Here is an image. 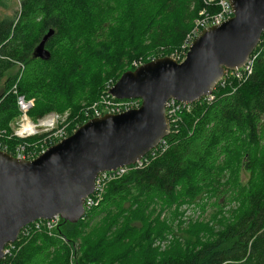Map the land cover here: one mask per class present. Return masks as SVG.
I'll return each mask as SVG.
<instances>
[{
  "label": "trees",
  "instance_id": "obj_1",
  "mask_svg": "<svg viewBox=\"0 0 264 264\" xmlns=\"http://www.w3.org/2000/svg\"><path fill=\"white\" fill-rule=\"evenodd\" d=\"M203 9L218 11L203 0H21L18 17L0 19V130L11 133L22 96L34 102L27 113L33 122L68 112L71 135L106 81L133 71L131 61L156 48L179 50ZM50 29L51 57L42 61L33 52ZM256 49L246 83L227 84L211 103L200 98L181 129L166 136L167 150L110 183L100 205L77 223L60 220L56 233L65 241L32 233L12 264H69L75 244L74 264H264V42ZM45 135L4 141L13 155L19 143ZM241 169L250 178L246 186L234 183L241 211L233 223L218 233L194 223L165 251L153 246L171 231L153 217V205L180 206L202 194L219 200ZM226 172L230 182L222 184Z\"/></svg>",
  "mask_w": 264,
  "mask_h": 264
},
{
  "label": "water",
  "instance_id": "obj_2",
  "mask_svg": "<svg viewBox=\"0 0 264 264\" xmlns=\"http://www.w3.org/2000/svg\"><path fill=\"white\" fill-rule=\"evenodd\" d=\"M229 2L233 17L202 30L184 61L160 57L119 77L109 93L139 99V109L90 119L31 161L0 152V260L5 245L39 219H83L99 173L134 164L169 135L168 100L193 104L213 92L226 70L243 67L264 32V0ZM53 34L43 36L35 58L50 59L46 43Z\"/></svg>",
  "mask_w": 264,
  "mask_h": 264
},
{
  "label": "built area",
  "instance_id": "obj_3",
  "mask_svg": "<svg viewBox=\"0 0 264 264\" xmlns=\"http://www.w3.org/2000/svg\"><path fill=\"white\" fill-rule=\"evenodd\" d=\"M203 1L206 5L215 2L218 11L210 13L206 9H203V11L200 12L199 18L195 21V27L187 35L184 43L177 51V53L170 57L178 63H181L185 60L186 53L188 52L191 43L202 30L212 26H219L223 22L233 17V10L231 8L229 0ZM261 42L262 44L264 42V32L262 33L259 44ZM257 56L258 51L257 49H255L249 56L247 62L243 65V67L235 70H226L220 82L215 86L213 92L207 96H204L202 98L203 101L205 103L213 102L216 93H219L222 89H224L227 84L236 83L237 86H239L246 83L248 78L252 75L254 62ZM140 65H138L137 67H139ZM113 85L114 83L109 84L106 87V90L100 96L99 100L89 108V112H87V121L93 118H100L104 115H118L131 110L139 109V107L141 106V101L139 99L117 100L113 96H111L109 90ZM12 90L14 93L16 92L15 86ZM195 103L188 104L176 101L174 99H170L166 102L165 116L169 126V134L181 129L185 121V115L192 113ZM17 105L20 111V115L15 121L11 123V133L8 134L6 131L0 130V152L7 153L19 160L31 161L44 153L49 147L59 143L67 137L65 126H62L60 128L58 127V123H61V121H59V115L48 116L45 119H39L36 122H33L27 115L28 111L34 105L33 100H25L22 96H20L17 98ZM49 119H51V121H49ZM36 125H42V129L37 130L35 127ZM79 127L76 126V129H78ZM42 134L46 135L38 139L36 142L25 144L19 143L14 148L13 155L8 153L9 145L4 141L5 139L6 141H10L12 138L26 140L31 137L40 136ZM166 139V137L163 138L155 146V148L150 150L145 156L136 161L134 164L99 173L95 178L93 192L84 199V216L100 205L105 195L106 189L110 183L122 179L131 171H136L147 167L154 159H156L157 156L167 150L168 140ZM60 220L61 217L56 215L49 220L39 219L23 227L20 230L17 239L13 243L6 244L3 248L0 263L12 264L17 253L27 243L32 233L44 232L50 237H58L62 241H65L62 236L56 233V229L58 228Z\"/></svg>",
  "mask_w": 264,
  "mask_h": 264
},
{
  "label": "rangeland",
  "instance_id": "obj_4",
  "mask_svg": "<svg viewBox=\"0 0 264 264\" xmlns=\"http://www.w3.org/2000/svg\"><path fill=\"white\" fill-rule=\"evenodd\" d=\"M2 5L0 6V19L3 18H16L20 14L21 10V0H2ZM167 49L164 47H159L151 51V53L145 56H139L133 59L130 63V67L135 68L145 62H148L152 59H156L159 57H172L177 53L178 49H175L167 55ZM136 66V67H135ZM19 70L17 66V71ZM115 83L112 79H109L104 84L103 89L100 92V96L106 90V87ZM90 106H86L83 111V118L80 120H75L74 127L76 130V126L79 125L80 121H87V112H89ZM59 115L61 123H58V127L66 126V119L68 117V112L64 114H57L55 112H50L46 114L44 117L40 118L45 119L48 116ZM39 120V119H38ZM83 122L82 124H84ZM74 130V131H75ZM73 131V132H74ZM72 132V133H73ZM236 180H231V184L227 186L226 192L224 195L219 197V200L216 197H211L210 200L206 194H202L200 197H197L191 203H185L180 206L173 205L170 208L162 209L160 205L156 204L151 207L154 212L153 217L158 216L160 221L166 224L171 225V231L165 233L162 237H159L154 240L153 246L159 251H165L170 244L180 236L181 230L185 229L187 226L200 223V224H208L211 226L215 233L220 232L230 223H233L240 213L239 203L233 200L234 196V183H237L239 186H246L250 175L244 169H241L239 173L234 175ZM230 180V174L228 172L225 173L224 178L221 180L222 184ZM230 182V181H229ZM217 201V202H216ZM216 202V203H215ZM215 203V204H214ZM99 221V217L92 218L88 223L89 225H94ZM181 226V227H180ZM78 250V244L69 246V264H74V260L76 259V251Z\"/></svg>",
  "mask_w": 264,
  "mask_h": 264
},
{
  "label": "bare ground",
  "instance_id": "obj_5",
  "mask_svg": "<svg viewBox=\"0 0 264 264\" xmlns=\"http://www.w3.org/2000/svg\"><path fill=\"white\" fill-rule=\"evenodd\" d=\"M49 121H51V119H49ZM48 123V122H47ZM86 216V215H85Z\"/></svg>",
  "mask_w": 264,
  "mask_h": 264
}]
</instances>
